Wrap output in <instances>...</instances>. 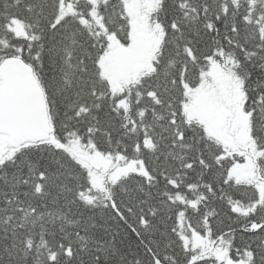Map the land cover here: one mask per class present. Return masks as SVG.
Listing matches in <instances>:
<instances>
[{
    "label": "snow or ice",
    "instance_id": "obj_1",
    "mask_svg": "<svg viewBox=\"0 0 264 264\" xmlns=\"http://www.w3.org/2000/svg\"><path fill=\"white\" fill-rule=\"evenodd\" d=\"M0 264H264V0H0Z\"/></svg>",
    "mask_w": 264,
    "mask_h": 264
}]
</instances>
